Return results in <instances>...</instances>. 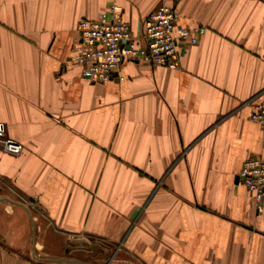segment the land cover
Segmentation results:
<instances>
[{
    "label": "crops",
    "instance_id": "crops-1",
    "mask_svg": "<svg viewBox=\"0 0 264 264\" xmlns=\"http://www.w3.org/2000/svg\"><path fill=\"white\" fill-rule=\"evenodd\" d=\"M113 4L136 36L162 4L206 31L179 70L86 83L78 22ZM262 93L264 0H0V124L23 148L0 145V264H102L73 255L94 241L106 264H264V206L239 181L264 159Z\"/></svg>",
    "mask_w": 264,
    "mask_h": 264
},
{
    "label": "built area",
    "instance_id": "built-area-1",
    "mask_svg": "<svg viewBox=\"0 0 264 264\" xmlns=\"http://www.w3.org/2000/svg\"><path fill=\"white\" fill-rule=\"evenodd\" d=\"M180 13L174 6H158L143 23V31L134 35L124 18L123 8L113 4L96 18H83L77 25L72 64L80 69L84 82L105 84L115 78L120 81L124 63H145L152 67L180 69V49L193 46L204 34L203 27L187 28L178 24ZM250 120L259 125L264 145V93L253 106ZM5 127L0 124L1 149L19 156L23 148L18 142L6 138ZM240 183L253 195L258 208L264 206V159L246 160L239 173Z\"/></svg>",
    "mask_w": 264,
    "mask_h": 264
},
{
    "label": "rangeland",
    "instance_id": "rangeland-1",
    "mask_svg": "<svg viewBox=\"0 0 264 264\" xmlns=\"http://www.w3.org/2000/svg\"><path fill=\"white\" fill-rule=\"evenodd\" d=\"M93 243L98 244V245H96V247L94 245L92 247V249H85L83 247L77 248V250H78L77 253H73V255H76L77 257L81 258L86 263H90L91 261H98V262H100L102 264H106L107 256L103 257L101 255H105L106 254L105 250L108 249V248H106V246L103 243L95 242V241ZM73 249L74 248H72V251H76V250H73ZM94 253H98L99 257H95Z\"/></svg>",
    "mask_w": 264,
    "mask_h": 264
}]
</instances>
